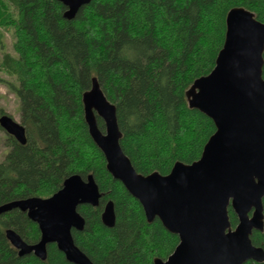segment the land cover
<instances>
[{"label":"trees","instance_id":"obj_1","mask_svg":"<svg viewBox=\"0 0 264 264\" xmlns=\"http://www.w3.org/2000/svg\"><path fill=\"white\" fill-rule=\"evenodd\" d=\"M238 7L264 23V0H92L71 21L57 0H0V29L13 36L12 53L0 39V85L19 99L27 134L21 145L0 126L11 149L0 163V205L47 199L67 178L93 175L102 198L98 207L78 209L86 220L84 231L73 230L79 249L94 264L166 261L180 239L159 219L149 223L140 202L109 173L89 133L84 95L98 79L116 106L121 146L138 173L166 176L178 162L193 164L216 126L189 107L187 91L215 68L227 15ZM3 115L12 117L1 110ZM109 201L115 205L113 228L102 222ZM229 218L236 229L232 207ZM8 229L28 244L41 239L26 213L0 216V264H72L55 244L46 261L20 257ZM252 241L264 249V231H254Z\"/></svg>","mask_w":264,"mask_h":264},{"label":"water","instance_id":"obj_2","mask_svg":"<svg viewBox=\"0 0 264 264\" xmlns=\"http://www.w3.org/2000/svg\"><path fill=\"white\" fill-rule=\"evenodd\" d=\"M74 20L92 0H57ZM225 43L213 71L197 79L187 91L189 107L213 120L216 132L200 160L176 163L169 175H142L121 146L116 106L104 94L98 79L84 95L89 133L103 152L107 170L140 202L149 223L159 219L180 243L166 260L154 264L264 263V249L253 244L254 231H264V23L245 8L230 10ZM104 121L103 133L98 119ZM1 128L21 145L26 130L9 115ZM102 193L93 175L67 178L50 198L31 197L0 205V216L19 210L36 223L41 239L28 244L14 230L6 236L20 257L48 258V247L57 245L72 264H94L76 245L73 230L82 232L86 220L79 207H98ZM232 207L239 218L233 229ZM104 226L116 224L115 205L109 201L102 213Z\"/></svg>","mask_w":264,"mask_h":264},{"label":"rangeland","instance_id":"obj_3","mask_svg":"<svg viewBox=\"0 0 264 264\" xmlns=\"http://www.w3.org/2000/svg\"><path fill=\"white\" fill-rule=\"evenodd\" d=\"M0 39L5 44V52L12 53L13 36L11 31L0 29ZM1 56V51H0ZM3 76V75H2ZM5 110L10 114L17 123H21V104L15 94H13L6 86L0 85V111ZM7 145V134L0 131V163L6 158L10 152Z\"/></svg>","mask_w":264,"mask_h":264}]
</instances>
